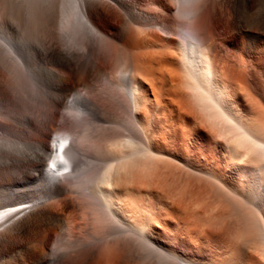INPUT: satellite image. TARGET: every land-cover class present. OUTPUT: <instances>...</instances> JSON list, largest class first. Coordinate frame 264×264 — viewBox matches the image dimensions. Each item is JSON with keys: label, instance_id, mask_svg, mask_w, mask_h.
<instances>
[{"label": "bare ground", "instance_id": "obj_1", "mask_svg": "<svg viewBox=\"0 0 264 264\" xmlns=\"http://www.w3.org/2000/svg\"><path fill=\"white\" fill-rule=\"evenodd\" d=\"M21 3L0 264H264V0Z\"/></svg>", "mask_w": 264, "mask_h": 264}, {"label": "rangeland", "instance_id": "obj_2", "mask_svg": "<svg viewBox=\"0 0 264 264\" xmlns=\"http://www.w3.org/2000/svg\"><path fill=\"white\" fill-rule=\"evenodd\" d=\"M6 2H7V4H6ZM6 2H4V0H0V11L1 12H3V10L5 11V10H7V5H8V2H10V3H13L14 4V8H15V10H17V8H20L19 6H21L22 5V0L20 1V0H7ZM21 3V4H20ZM5 5V6H4ZM16 6V7H15ZM18 6V7H17ZM22 7V6H21ZM22 9H23V7L19 10H17V11H22ZM10 75L7 73V71L0 65V87H2V89H5L6 88V85H7V82L8 81H11V76L9 77ZM10 78V79H9ZM9 91V90H8ZM12 93V91L10 90V92H8V93H6L7 94V96H9V97H12V95L13 94H11ZM11 94V95H10ZM11 122H10V121ZM1 121H3V122H1ZM8 121V122H7ZM6 122V123H5ZM12 123V124H11ZM11 124V125H10ZM0 125H4L5 126V128L6 129H8V130H12L13 129V126H14V123H13V120L12 119H10L9 117H2V116H0ZM7 125H8V127H7ZM3 126V127H4ZM10 126V127H9ZM10 128V129H9ZM9 165H8V164ZM7 163H5L2 167H1V169H3V167L4 168H6V170H7V172H8V174H9V177L7 176V172H6V170L5 169H3L2 171L0 170V194H8V193H12V192H15L16 190L17 191H20V190H24V187L25 186H27V183H28V175H27V172H26V170H24V169H18L17 171L15 170V168L14 167H10V166H13L10 162H7ZM11 169H10V168ZM10 169V170H9ZM14 170L16 171V172H14ZM10 171V172H9ZM13 171V172H12ZM5 173V174H4ZM12 173V177H11V174ZM16 173H18V174H16ZM19 173H21L20 175H19ZM17 177H16V176ZM24 175V177H21L20 178V176H23ZM6 177H7V179H6ZM17 178L18 179V177H19V179L17 180V179H14V178ZM25 177H27V178H25ZM8 178H12V179H14V180H11L10 181V183H9V181H8V184H7V182L5 183V180H8ZM25 179V180H23V179ZM19 181V180H23V182L22 181H19V182H16V181ZM16 183H15V182ZM25 182V183H24ZM14 183V184H13ZM12 184V185H11ZM4 186V187H3ZM3 188H6V191H5V189L3 190ZM26 188V187H25ZM4 191H5V193H4ZM18 201V199H15V200H12L11 202L12 203H14V202H17ZM4 203H6V201L5 200H0V207L4 204Z\"/></svg>", "mask_w": 264, "mask_h": 264}]
</instances>
